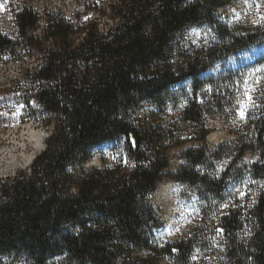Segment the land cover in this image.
Returning <instances> with one entry per match:
<instances>
[{"label": "trees", "instance_id": "1", "mask_svg": "<svg viewBox=\"0 0 264 264\" xmlns=\"http://www.w3.org/2000/svg\"><path fill=\"white\" fill-rule=\"evenodd\" d=\"M229 1L110 0L70 20L45 12L41 35L35 9L14 15L17 37L0 32V61L22 60L26 51L40 59L19 84L24 121L49 136L30 171L0 180V264H264V82L239 118L264 56L214 71L264 45V23L245 32L221 24ZM204 24L214 44L187 39ZM217 123L234 126L235 135L211 150ZM104 144L115 161L85 168ZM175 151L180 162L171 172ZM249 153L256 160L246 164ZM231 176L240 188L219 218V238L200 226L179 242H159L164 223L152 202L161 182L186 183L204 203H224Z\"/></svg>", "mask_w": 264, "mask_h": 264}, {"label": "rangeland", "instance_id": "2", "mask_svg": "<svg viewBox=\"0 0 264 264\" xmlns=\"http://www.w3.org/2000/svg\"><path fill=\"white\" fill-rule=\"evenodd\" d=\"M110 0H100L97 5L95 0H0V32L8 39L17 37V25L14 15L22 8L30 6L35 9L42 18L38 23L36 34L41 35L45 25V12H60L66 19H71L74 14L82 7L98 9L101 4L106 5ZM89 10V9H87ZM91 12V11H90ZM97 14L92 15L95 18ZM264 0H230L225 7L219 11L217 20L229 27H240V31H247L261 26L264 23ZM253 21H259L253 23ZM109 25L110 20L105 21ZM244 28V29H242ZM187 39L197 45H211L217 40L213 28L204 24L201 27L191 29L187 34ZM259 45L242 50L239 53L229 56L224 61L218 63L214 67V71H220L222 68H236L242 64L252 63L255 59L264 56V47L259 49ZM264 46V45H263ZM41 64L38 56H33L26 51L22 60L3 59L0 61V180L12 181L19 173L30 171L33 162L30 158L36 152L34 148L39 150L36 157L44 152L46 148V140L49 131L32 121H24V108L17 111L19 105H23L25 101L24 90V72L32 70ZM255 81L249 80L244 92V98L239 103V110L246 107V112L250 107L248 95L253 97L258 87L264 82L263 70L257 71ZM247 93V95H246ZM251 102V103H252ZM240 118V116H239ZM240 120H242L240 118ZM27 125H31L35 131L31 135L26 129ZM234 126L217 123L214 125L211 134L208 136V144L211 150L233 140ZM212 136V137H211ZM44 141V148L42 142ZM108 144L100 145L93 152V157L85 168L101 167L105 159L114 158L105 154ZM256 160L253 154H247L244 157L246 164ZM34 161V160H33ZM179 151L173 153L170 171L176 172L179 165ZM228 163V159H223L217 163L218 176L221 174ZM246 185V184H245ZM166 189V193L160 194L162 189ZM240 187L234 176L227 179L225 183V191L223 194L224 203L215 200L210 204L199 197L197 192L188 184L176 182L173 180H165L161 182L153 197V205L159 210L164 227L160 229L156 236L163 245L166 243L179 242L186 239L190 233L197 227L204 226L209 233L215 238H219L222 231H218L219 218L227 211L225 204L231 201ZM244 196L248 194L246 187H242ZM241 193V192H240ZM243 196V197H244ZM250 203L255 202V198L251 197Z\"/></svg>", "mask_w": 264, "mask_h": 264}, {"label": "snow or ice", "instance_id": "3", "mask_svg": "<svg viewBox=\"0 0 264 264\" xmlns=\"http://www.w3.org/2000/svg\"><path fill=\"white\" fill-rule=\"evenodd\" d=\"M96 4L99 5L100 4V0H95ZM0 8H2V5H0ZM91 19V16L88 15V16H85L84 17V20L87 21V20H90ZM262 19H264V17H262ZM259 21H253V23H258ZM4 59H8V57H4ZM247 95V93H246ZM0 99H3L2 97H0ZM248 101H249V105L250 106H255L253 105L251 102H252V97L250 95H248ZM33 106L36 107L35 105V102H33ZM25 105H19V107L17 108V111H19L20 109L24 108ZM0 115H4L3 113H0ZM239 116L242 120L246 119V107H242L240 110H239ZM133 144L135 143L134 141L132 142ZM125 163H127V161H125ZM241 197L244 196V193L241 192L240 193ZM225 208L228 207L227 204L224 205ZM218 231H222V229H218ZM173 251H176V249H173ZM193 259H195V257H193Z\"/></svg>", "mask_w": 264, "mask_h": 264}, {"label": "bare ground", "instance_id": "4", "mask_svg": "<svg viewBox=\"0 0 264 264\" xmlns=\"http://www.w3.org/2000/svg\"><path fill=\"white\" fill-rule=\"evenodd\" d=\"M262 46H263V45H260V47L258 46L259 49H260ZM26 129L29 130L28 132H29L31 135H34L35 131L32 129V126H31V125H27V126H26ZM211 137H212V136H211ZM42 144H43V148H44V141L42 142ZM34 149L36 150V152H35V153L33 154V156L30 158V161H31V162H33V160L35 159V157H36V155H37L36 153H39V152H40L39 150H37V148H34ZM166 191H167V190L163 188V189L161 190L160 194L165 195L164 193H166ZM165 196H166V195H165Z\"/></svg>", "mask_w": 264, "mask_h": 264}]
</instances>
